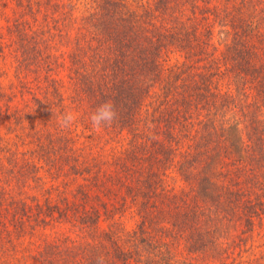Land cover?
<instances>
[{
    "label": "trees",
    "instance_id": "1",
    "mask_svg": "<svg viewBox=\"0 0 264 264\" xmlns=\"http://www.w3.org/2000/svg\"><path fill=\"white\" fill-rule=\"evenodd\" d=\"M247 252L264 264V0H0V264Z\"/></svg>",
    "mask_w": 264,
    "mask_h": 264
},
{
    "label": "clouds",
    "instance_id": "2",
    "mask_svg": "<svg viewBox=\"0 0 264 264\" xmlns=\"http://www.w3.org/2000/svg\"><path fill=\"white\" fill-rule=\"evenodd\" d=\"M118 118V113L114 104L107 101L96 108L91 114L90 121L95 129H102L110 127L113 122ZM77 119V115L71 111H66L59 119V126L62 129H69ZM97 264H105L103 257L97 258Z\"/></svg>",
    "mask_w": 264,
    "mask_h": 264
},
{
    "label": "rangeland",
    "instance_id": "3",
    "mask_svg": "<svg viewBox=\"0 0 264 264\" xmlns=\"http://www.w3.org/2000/svg\"><path fill=\"white\" fill-rule=\"evenodd\" d=\"M21 144V141H18ZM28 146H23L24 150L29 149ZM176 184V183H174ZM127 217L125 218L124 224L129 227L133 228L136 225V217L132 214H127ZM262 259H259L258 262H260ZM232 264H254L253 255L250 252L244 253V256L241 258H237L236 261H234Z\"/></svg>",
    "mask_w": 264,
    "mask_h": 264
}]
</instances>
